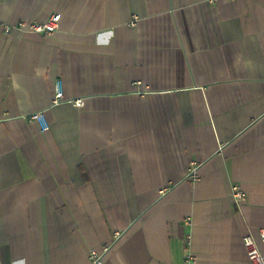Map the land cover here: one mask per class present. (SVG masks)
<instances>
[{
  "label": "crops",
  "instance_id": "1",
  "mask_svg": "<svg viewBox=\"0 0 264 264\" xmlns=\"http://www.w3.org/2000/svg\"><path fill=\"white\" fill-rule=\"evenodd\" d=\"M263 228L264 0H0V264H250Z\"/></svg>",
  "mask_w": 264,
  "mask_h": 264
},
{
  "label": "built area",
  "instance_id": "2",
  "mask_svg": "<svg viewBox=\"0 0 264 264\" xmlns=\"http://www.w3.org/2000/svg\"><path fill=\"white\" fill-rule=\"evenodd\" d=\"M59 14H55L47 18L43 22H33L30 24H26L25 22H18L15 26L12 27H6L5 31L8 32L12 29H19L21 31L25 32H36L41 33L43 35H50L52 34L57 28L59 23ZM63 94L62 91L59 89L54 97L53 103L58 104L60 100H62ZM73 104L77 107H81L83 105V102L81 99L74 100ZM30 122H37L40 126H42V129H47L45 116L41 113H36L30 116L29 118ZM192 180H196V177L194 173L191 174ZM231 195L233 202L240 206L243 202H245V193L243 189L239 185H233L231 187ZM115 235H119L118 233H115ZM259 237L260 241L262 243V246L264 247V228L259 231ZM188 239V238H187ZM244 244L247 250V256L250 264H264V255L259 251L258 245L253 239L252 236H246L244 239ZM187 244H189V239L186 241ZM105 251H107V248H104ZM90 258L93 264H103V257L96 251L91 250L90 251ZM192 258V255L189 254L187 256V262Z\"/></svg>",
  "mask_w": 264,
  "mask_h": 264
}]
</instances>
